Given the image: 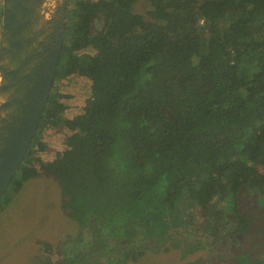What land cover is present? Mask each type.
Returning <instances> with one entry per match:
<instances>
[{
	"label": "trees",
	"instance_id": "16d2710c",
	"mask_svg": "<svg viewBox=\"0 0 264 264\" xmlns=\"http://www.w3.org/2000/svg\"><path fill=\"white\" fill-rule=\"evenodd\" d=\"M138 1L145 15L133 12ZM73 76L90 92L67 120L54 95ZM48 128L67 132L49 164L39 157ZM40 170L79 225L180 200L243 232L239 194L264 204V0H66L52 90L0 202Z\"/></svg>",
	"mask_w": 264,
	"mask_h": 264
},
{
	"label": "water",
	"instance_id": "95a60500",
	"mask_svg": "<svg viewBox=\"0 0 264 264\" xmlns=\"http://www.w3.org/2000/svg\"><path fill=\"white\" fill-rule=\"evenodd\" d=\"M0 198L46 108L66 28V0H1Z\"/></svg>",
	"mask_w": 264,
	"mask_h": 264
},
{
	"label": "rangeland",
	"instance_id": "374dc122",
	"mask_svg": "<svg viewBox=\"0 0 264 264\" xmlns=\"http://www.w3.org/2000/svg\"><path fill=\"white\" fill-rule=\"evenodd\" d=\"M148 9V3L138 1L133 12L145 15ZM99 28L96 22V29ZM86 80L77 76L62 80L56 84L54 96H64L62 102H68V108L70 102L81 104L89 97L90 86ZM78 107L75 104L73 108ZM166 112L164 109L163 114ZM46 133L50 135L51 145L63 150V130H44L43 139ZM37 175L25 180L19 192H8V204L5 199L0 202V264H30V255L37 253L36 259L42 246L49 242L57 246L61 239L65 244L66 238L79 230L62 206L63 196L52 174L40 170ZM239 207L243 214L250 216L251 228L247 235H238L236 243H228L226 239L225 243H219L218 240L210 254L196 252L197 255L187 258H181L177 249L163 251L162 246L155 252L149 251L152 256H147L144 264H189L195 261L198 264H232L235 263L234 255L239 252L264 261V204L255 195H241Z\"/></svg>",
	"mask_w": 264,
	"mask_h": 264
},
{
	"label": "flooded vegetation",
	"instance_id": "af4514ba",
	"mask_svg": "<svg viewBox=\"0 0 264 264\" xmlns=\"http://www.w3.org/2000/svg\"><path fill=\"white\" fill-rule=\"evenodd\" d=\"M241 195L254 194L241 192L238 205ZM139 205L144 207L143 212L137 213L136 209H132L127 214L129 209H125L110 225H106L101 218L103 220L88 222L83 226L69 216L79 227L78 232L67 237L65 244L61 239L57 246L53 242L42 246L40 256L35 259L37 253L30 255V264H144L145 258L152 256L150 252H155L162 246L163 251L179 250L181 258L197 255L196 252L208 255L218 240L219 243H225V239L228 243H236V237L240 234L247 235L251 228L250 216L243 214L240 207L241 214L247 216L248 225L239 233L234 232L236 229L230 223L223 226L211 214L214 210L211 206L204 210L190 209L180 200H175L171 208L165 210L158 201L154 204L146 201ZM67 211L70 215L69 210ZM143 228L145 234L141 232ZM165 244L168 246L164 247ZM234 256L245 257L248 262H264L241 252ZM236 257L232 264H236ZM189 264H198V261Z\"/></svg>",
	"mask_w": 264,
	"mask_h": 264
},
{
	"label": "crops",
	"instance_id": "0c3cea01",
	"mask_svg": "<svg viewBox=\"0 0 264 264\" xmlns=\"http://www.w3.org/2000/svg\"><path fill=\"white\" fill-rule=\"evenodd\" d=\"M69 80H73V79H69ZM78 81H81V79H79ZM86 81H88V80H86ZM63 104L65 105V110L63 111V116L65 117V119L70 120L73 117H75V116H77V115H79V114L82 113V109H83V106L85 104V101L82 102L81 104L78 103V102L77 103L70 102L69 103L70 108H68V106H67L68 102L63 103ZM75 104L79 105V107L78 108H73L75 106ZM46 130H49V129H46ZM52 130L53 129H51V131ZM65 136H66V131L63 130V138H65ZM42 140L44 142L45 152L40 153L39 157H40L41 161L46 162L47 164H49V163H51L55 159V157H56V155L58 153V150L59 151H62V149L61 148H57V147L51 145L50 135L47 134V133L45 135V138L42 139ZM47 142L49 144H47Z\"/></svg>",
	"mask_w": 264,
	"mask_h": 264
}]
</instances>
